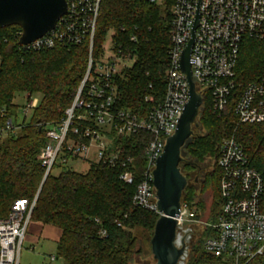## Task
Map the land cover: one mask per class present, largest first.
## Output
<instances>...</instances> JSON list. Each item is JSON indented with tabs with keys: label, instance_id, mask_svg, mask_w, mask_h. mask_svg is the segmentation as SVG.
Returning a JSON list of instances; mask_svg holds the SVG:
<instances>
[{
	"label": "trees",
	"instance_id": "obj_1",
	"mask_svg": "<svg viewBox=\"0 0 264 264\" xmlns=\"http://www.w3.org/2000/svg\"><path fill=\"white\" fill-rule=\"evenodd\" d=\"M174 1L165 0L158 5L149 0H101L94 57H99L111 30L114 43L122 44L134 55L133 64L119 76L117 106L145 114L152 103L162 100L172 45ZM21 31L17 25L0 29V127L4 128L13 119L20 130H9L8 139L0 144V219L9 215L17 200L32 201L37 197L30 223L39 222L61 230L57 255L65 264H131L142 252L141 239L135 231L141 228L152 235L160 217L133 202L142 176L138 174L131 182H125L120 176L123 170L120 164L101 163H93L86 173L63 168L58 175L51 172L45 176V167L39 159L47 140L45 126L60 123L75 99L87 69L90 40L71 48L58 45L23 52L19 44ZM132 36L137 41H132ZM237 73L242 82L264 77V40H244ZM18 93L28 94V100L39 97L30 122L19 121L27 103L20 106L14 102ZM147 96L153 98L152 102L146 100ZM204 106L201 124L207 131L193 139L189 152L199 159L208 153L215 161L214 173L207 174L203 185L214 179L217 205L220 172L216 161L222 141L234 136L248 154L251 166L264 177V123H240L233 104L221 115L215 113L208 94L204 95ZM151 138L144 131L119 138L116 145L121 149V159L131 157L144 166L145 150ZM190 190L183 194L182 201L194 205ZM261 209L264 211V193ZM103 230L107 235H102ZM198 242L202 243V238ZM217 261L220 260L203 253L192 264ZM254 264H264V254Z\"/></svg>",
	"mask_w": 264,
	"mask_h": 264
},
{
	"label": "built area",
	"instance_id": "obj_2",
	"mask_svg": "<svg viewBox=\"0 0 264 264\" xmlns=\"http://www.w3.org/2000/svg\"><path fill=\"white\" fill-rule=\"evenodd\" d=\"M160 1L149 0L154 4ZM100 2L68 0V10L54 30L20 46L23 52H33L58 45L71 48L90 40L87 69L75 99L60 123L45 126L47 140L39 159L45 167V176L58 163L69 160L108 166L120 164L123 168L120 176L125 182H131L138 174L142 176L136 186L134 204L161 216L154 170L168 138L177 130L184 104L190 99V86L179 66V58L191 39L198 0L174 1L166 89L162 100L152 103L145 114L116 105L120 97L118 79L130 66L128 62L133 60V52L112 40L107 59L94 57ZM199 13L200 23L195 30L196 42L192 49V59H196V63H192V71L203 106L204 95L208 94L215 113L221 115L233 104L240 123H264V77L242 82L237 73L244 40H264V0H202ZM131 40L137 41L136 36ZM146 100L152 102L153 98L147 96ZM38 103L39 97L32 96L22 113H30ZM15 129V122L9 119L3 131ZM143 131L150 133L152 138L145 150L146 163L139 170L133 158L121 159V149L116 142ZM110 134L116 137L109 139ZM216 165L220 172V212L215 220L205 221L193 205L182 201L176 243L185 247V253L178 264L188 263L199 231H202L201 236L208 233L204 239L206 253L223 264H254L264 254L262 173L251 166L248 154L234 136L222 141ZM36 201L37 197L32 201L19 199L9 215L0 219V264H20ZM102 235L107 232L103 230ZM55 258L51 256L52 261Z\"/></svg>",
	"mask_w": 264,
	"mask_h": 264
},
{
	"label": "water",
	"instance_id": "obj_3",
	"mask_svg": "<svg viewBox=\"0 0 264 264\" xmlns=\"http://www.w3.org/2000/svg\"><path fill=\"white\" fill-rule=\"evenodd\" d=\"M201 1L198 0L197 3L191 39L179 58V66L187 75L190 86V99L184 104L177 130L168 138L154 170L158 208L162 212L151 239L156 264H178L185 253V247H179L176 243L178 217L181 213L183 194L189 183L183 168L188 156L187 148L193 141V127L200 111L205 109L192 71V63H196V59H192V49L196 42L195 30L200 23ZM67 10L68 0H0V29L20 26L22 35L19 44L27 45L54 30Z\"/></svg>",
	"mask_w": 264,
	"mask_h": 264
},
{
	"label": "rangeland",
	"instance_id": "obj_4",
	"mask_svg": "<svg viewBox=\"0 0 264 264\" xmlns=\"http://www.w3.org/2000/svg\"><path fill=\"white\" fill-rule=\"evenodd\" d=\"M160 1V0H159ZM165 0H161L158 5L164 4ZM114 37V32L111 30L108 32L106 39L103 44V50L101 51L99 57L100 60H105L108 58L110 55V47L112 46V40ZM133 64V61H129L128 65ZM28 94L26 93H18L15 95L14 102L19 104L20 106H23L28 102ZM68 108V107H67ZM66 108V109H67ZM205 108V106H204ZM204 111H200L197 120H196V125H194V135L193 139L198 138L199 135H203L206 131L207 128L204 127L202 123L203 119V113ZM32 118V111L28 114L21 113L19 115V121L23 123L24 121L30 122ZM16 131H20L15 129ZM14 130V131H15ZM17 132V133H18ZM9 131H3V128L0 127V144L4 143L8 137H9ZM109 139H114L116 135H108L107 136ZM189 151V146L187 148ZM201 161H203L205 158L210 157L211 158V167H210V173H214L215 170V161L213 158L208 155V153L203 154L200 156ZM95 162H90V161H74V160H69L67 163L61 164L58 163V167H56L53 171V175H58L61 169L63 168H68L71 169L72 171H76L79 173H86L92 164ZM134 165L137 167V169H142L143 165L141 163L135 162ZM183 173L187 175V173H190L187 170L183 169ZM187 177V176H186ZM188 186L185 189L184 193H186L187 189H191L193 197H194V207L197 209V212L199 213V216L203 220H210L216 216L221 209V204L218 202L216 205L215 203V195H214V183L213 180L211 183H208L207 185H203L204 183L199 182L198 186L194 185L192 178H188ZM202 179V176L200 177ZM214 213V214H213ZM44 224L39 223V222H34L31 221L24 243L22 247V253H21V259H20V264H65V262L58 257L57 252H58V243L55 240V238H52L50 236V233L47 232L49 228H52V230H59L56 227H45L44 230H42ZM155 229V228H154ZM144 229H138L135 231V234L140 237L141 239V248L142 252L141 254H137L135 256V259L131 262V264H156V260L154 258L152 248H151V239L154 234L151 235L150 232H144ZM59 232V231H58ZM202 231H199L198 234L195 236L194 243L192 245H195V250L193 249L192 252V260L189 261V264H192L193 260L200 257L203 253H206L205 247H204V239L208 236V233H205L204 235L201 236ZM145 234V235H143ZM202 238V243H196L198 240ZM196 243V244H195ZM51 256H55V260H51ZM210 256V255H209ZM207 264H223L221 261H217L215 263H207Z\"/></svg>",
	"mask_w": 264,
	"mask_h": 264
},
{
	"label": "flooded vegetation",
	"instance_id": "obj_5",
	"mask_svg": "<svg viewBox=\"0 0 264 264\" xmlns=\"http://www.w3.org/2000/svg\"><path fill=\"white\" fill-rule=\"evenodd\" d=\"M188 151V150H187ZM211 158L207 157L201 161L198 157H195L192 153L188 151V156L185 159V167L183 169L187 170L190 173H187L188 178H192L193 184L198 186V183H204L207 177V174L210 172L211 167ZM202 176V179L200 177Z\"/></svg>",
	"mask_w": 264,
	"mask_h": 264
},
{
	"label": "crops",
	"instance_id": "obj_6",
	"mask_svg": "<svg viewBox=\"0 0 264 264\" xmlns=\"http://www.w3.org/2000/svg\"><path fill=\"white\" fill-rule=\"evenodd\" d=\"M51 226H52V225H44L43 228H42V230H44L45 227H51ZM52 227H55V226H52ZM56 228H57V227H56ZM58 229H59V228H58ZM58 231H59V232H58ZM47 232H49V233H50V236H51L52 238H55V240H56L57 243H58V241H59V239H60V237H61V234H62L61 230H60V229H59V230H52V228H49Z\"/></svg>",
	"mask_w": 264,
	"mask_h": 264
}]
</instances>
